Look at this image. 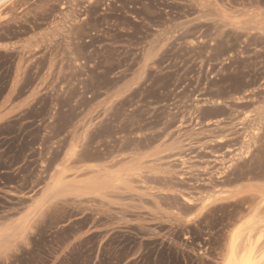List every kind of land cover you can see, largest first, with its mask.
<instances>
[{"label": "rangeland", "instance_id": "rangeland-1", "mask_svg": "<svg viewBox=\"0 0 264 264\" xmlns=\"http://www.w3.org/2000/svg\"><path fill=\"white\" fill-rule=\"evenodd\" d=\"M17 103L0 264H264V0H0Z\"/></svg>", "mask_w": 264, "mask_h": 264}, {"label": "crops", "instance_id": "crops-1", "mask_svg": "<svg viewBox=\"0 0 264 264\" xmlns=\"http://www.w3.org/2000/svg\"><path fill=\"white\" fill-rule=\"evenodd\" d=\"M21 105L17 104H9L0 107V124L4 123L8 118L18 114L21 109Z\"/></svg>", "mask_w": 264, "mask_h": 264}, {"label": "bare ground", "instance_id": "bare-ground-1", "mask_svg": "<svg viewBox=\"0 0 264 264\" xmlns=\"http://www.w3.org/2000/svg\"><path fill=\"white\" fill-rule=\"evenodd\" d=\"M232 255H233V253H232ZM232 255H231V257H232ZM243 261H246L245 263L243 262L244 264H251L249 257L247 258V260L244 259Z\"/></svg>", "mask_w": 264, "mask_h": 264}]
</instances>
